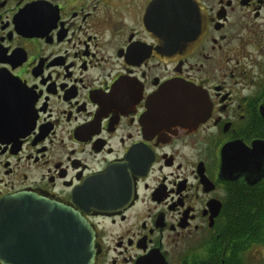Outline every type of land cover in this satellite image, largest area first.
<instances>
[{
    "label": "flooded vegetation",
    "instance_id": "1",
    "mask_svg": "<svg viewBox=\"0 0 264 264\" xmlns=\"http://www.w3.org/2000/svg\"><path fill=\"white\" fill-rule=\"evenodd\" d=\"M153 1L0 0V202L72 208L93 264H264V0H186L170 54ZM169 84L203 121L155 114ZM50 228L23 237L47 263Z\"/></svg>",
    "mask_w": 264,
    "mask_h": 264
},
{
    "label": "water",
    "instance_id": "2",
    "mask_svg": "<svg viewBox=\"0 0 264 264\" xmlns=\"http://www.w3.org/2000/svg\"><path fill=\"white\" fill-rule=\"evenodd\" d=\"M186 0H155L147 14L146 29L157 44L165 46L166 53L175 52L180 34L186 25L180 20L189 18L177 15L178 11L185 12ZM197 5L192 6L194 16ZM198 28V33L196 29ZM183 42L197 43L200 39V25ZM187 34V32H184ZM191 95L181 91L175 84L166 85L156 97L162 105L154 108L155 114H160L167 122L182 123L181 107H195L199 109L198 122L204 120L207 100L201 92ZM156 110H158L156 112ZM47 220L50 221L51 241L49 244V263L42 246L32 248L23 241L25 235L29 240L38 225L47 230ZM53 233V238H52ZM22 238V239H21ZM94 233L87 221L72 208L54 201H47L26 194H18L4 198L0 202V263L1 264H29L17 261L20 249H30L29 258H36L44 264H93L95 248ZM23 243V244H22ZM36 264V261H33ZM32 264V263H30Z\"/></svg>",
    "mask_w": 264,
    "mask_h": 264
},
{
    "label": "trees",
    "instance_id": "3",
    "mask_svg": "<svg viewBox=\"0 0 264 264\" xmlns=\"http://www.w3.org/2000/svg\"><path fill=\"white\" fill-rule=\"evenodd\" d=\"M239 216H237V220H238ZM243 226V225H242Z\"/></svg>",
    "mask_w": 264,
    "mask_h": 264
}]
</instances>
